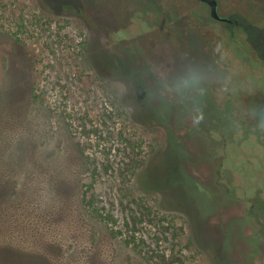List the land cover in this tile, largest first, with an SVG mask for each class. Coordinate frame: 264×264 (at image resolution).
<instances>
[{"label": "rangeland", "instance_id": "obj_1", "mask_svg": "<svg viewBox=\"0 0 264 264\" xmlns=\"http://www.w3.org/2000/svg\"><path fill=\"white\" fill-rule=\"evenodd\" d=\"M227 34L198 0H0V264H264V64Z\"/></svg>", "mask_w": 264, "mask_h": 264}, {"label": "clouds", "instance_id": "obj_2", "mask_svg": "<svg viewBox=\"0 0 264 264\" xmlns=\"http://www.w3.org/2000/svg\"><path fill=\"white\" fill-rule=\"evenodd\" d=\"M167 67V66H165ZM203 77L199 73L196 62L194 60L184 59L181 62V67L178 69V74L175 78V83L171 85L177 93L195 90L199 87ZM264 111V106L261 108L253 107L252 111ZM199 123V120L195 121ZM261 130H264V124L260 125Z\"/></svg>", "mask_w": 264, "mask_h": 264}, {"label": "trees", "instance_id": "obj_3", "mask_svg": "<svg viewBox=\"0 0 264 264\" xmlns=\"http://www.w3.org/2000/svg\"><path fill=\"white\" fill-rule=\"evenodd\" d=\"M238 24L244 29L247 41L254 48L259 58L264 62V24L254 23L241 15H235Z\"/></svg>", "mask_w": 264, "mask_h": 264}, {"label": "flooded vegetation", "instance_id": "obj_4", "mask_svg": "<svg viewBox=\"0 0 264 264\" xmlns=\"http://www.w3.org/2000/svg\"><path fill=\"white\" fill-rule=\"evenodd\" d=\"M200 3H202V4H204V5H206L207 7H208V9H209V14H210V6L208 5V3H206V2H204V1H202V0H198ZM217 3H218V0H217ZM218 13L220 14V12H219V3H218ZM220 15H222V14H220ZM235 15L236 14H234V15H223V16H225V17H229V18H231L232 19V21H226V20H218V19H215L214 17H212L211 15V17L213 18V19H215V20H217V21H219V22H221L222 24H223V26H224V28L226 29V31H227V36L228 37H230V36H233V32H234V28H239L240 29V31L242 32V38H244L245 39V43L250 47V49L252 50V52H253V57H252V59H251V57L250 56H245V58H249V60L251 61V62H257L258 64H261L262 66H263V64H264V62L259 58V56L257 55V53H256V51L254 50V48L250 45V43L247 41V36H246V32L244 31V29L238 24V20H237V18L235 17ZM237 15H241L242 16V14L241 13H237ZM262 24H264V23H260V25H262ZM242 43V45H244L243 44V42H241ZM245 46V45H244ZM235 57L237 58V59H239V60H241V59H243L244 57H239L238 55H235Z\"/></svg>", "mask_w": 264, "mask_h": 264}, {"label": "water", "instance_id": "obj_5", "mask_svg": "<svg viewBox=\"0 0 264 264\" xmlns=\"http://www.w3.org/2000/svg\"><path fill=\"white\" fill-rule=\"evenodd\" d=\"M210 6V15L218 20H226V21H232L231 18L225 17L223 15H220L218 13V3L217 0H202Z\"/></svg>", "mask_w": 264, "mask_h": 264}]
</instances>
